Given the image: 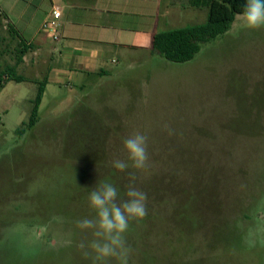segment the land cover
Wrapping results in <instances>:
<instances>
[{
	"label": "rangeland",
	"instance_id": "1",
	"mask_svg": "<svg viewBox=\"0 0 264 264\" xmlns=\"http://www.w3.org/2000/svg\"><path fill=\"white\" fill-rule=\"evenodd\" d=\"M206 19L198 10L183 26ZM232 28L191 62L163 59L170 70L150 64L127 72L85 98L75 116L69 92L50 87L40 122L21 136L38 92L32 80L43 69L29 62L19 71L25 82L5 85L0 264H89L58 239L89 214L99 182L123 196L134 170L119 172L111 162L126 158L123 140L135 132L148 137L149 166L135 173L148 214L126 234L129 264H264V244L243 239L264 222V27L248 29L240 15ZM23 45L0 19V86L4 72L30 56ZM138 76L144 83L129 86Z\"/></svg>",
	"mask_w": 264,
	"mask_h": 264
},
{
	"label": "crops",
	"instance_id": "2",
	"mask_svg": "<svg viewBox=\"0 0 264 264\" xmlns=\"http://www.w3.org/2000/svg\"><path fill=\"white\" fill-rule=\"evenodd\" d=\"M55 9L61 11L56 41L43 31ZM198 10L189 0H0V19L7 31L26 47H33L17 68L18 75L22 76L19 71L29 62L42 68L39 77L32 80L37 84L48 80L41 106L50 87L66 89L71 116L78 113L85 98L98 94L108 83L121 81L127 72L150 64L161 71L170 70L165 59L152 51L154 37L188 27L183 25L190 18L196 19ZM121 63L126 67L117 69ZM131 81L136 82L129 86L145 80L138 76ZM52 99L58 100V94ZM46 106L45 110H51Z\"/></svg>",
	"mask_w": 264,
	"mask_h": 264
},
{
	"label": "clouds",
	"instance_id": "3",
	"mask_svg": "<svg viewBox=\"0 0 264 264\" xmlns=\"http://www.w3.org/2000/svg\"><path fill=\"white\" fill-rule=\"evenodd\" d=\"M242 16L246 28L264 27V0H246ZM123 149L126 158L111 162L119 172L134 170L123 196L113 183L99 182L88 195L89 214L70 222L58 239L60 247H75L89 264H129L133 250L126 234L132 222L148 214L147 193L135 183V173L149 166L148 137L135 132L123 140ZM243 239L250 247L264 244V222L250 228Z\"/></svg>",
	"mask_w": 264,
	"mask_h": 264
},
{
	"label": "trees",
	"instance_id": "4",
	"mask_svg": "<svg viewBox=\"0 0 264 264\" xmlns=\"http://www.w3.org/2000/svg\"><path fill=\"white\" fill-rule=\"evenodd\" d=\"M189 3L193 8L208 11L206 22L171 32L159 33L153 40V53L176 64L193 61L202 51L204 45L227 34L232 29L237 16L242 15L246 0H189ZM10 33H12L11 30ZM23 46L25 49L22 51V56L33 49L31 46L27 48L25 45ZM22 63L23 58L18 60L17 65ZM1 79L0 91L9 82L22 83L26 81L25 77L18 75L17 67L7 69ZM47 83V78L38 83V92L33 101L30 119L27 123H22L16 131L17 135L21 136L27 131H31L39 123V109Z\"/></svg>",
	"mask_w": 264,
	"mask_h": 264
},
{
	"label": "built area",
	"instance_id": "5",
	"mask_svg": "<svg viewBox=\"0 0 264 264\" xmlns=\"http://www.w3.org/2000/svg\"><path fill=\"white\" fill-rule=\"evenodd\" d=\"M61 18V11L59 9H55L52 12V16L50 19L46 21V23L43 25V31L50 34L53 38V40H58L60 37L59 34V22Z\"/></svg>",
	"mask_w": 264,
	"mask_h": 264
}]
</instances>
